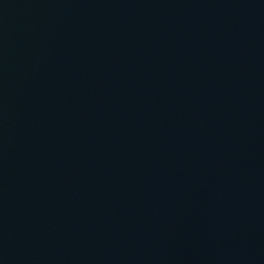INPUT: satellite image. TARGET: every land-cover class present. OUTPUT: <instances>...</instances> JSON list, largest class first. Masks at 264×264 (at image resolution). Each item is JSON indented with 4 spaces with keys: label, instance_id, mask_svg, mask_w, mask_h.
<instances>
[{
    "label": "water",
    "instance_id": "1",
    "mask_svg": "<svg viewBox=\"0 0 264 264\" xmlns=\"http://www.w3.org/2000/svg\"><path fill=\"white\" fill-rule=\"evenodd\" d=\"M0 264H264V0H0Z\"/></svg>",
    "mask_w": 264,
    "mask_h": 264
}]
</instances>
